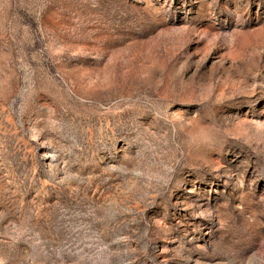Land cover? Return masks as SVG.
<instances>
[{"label": "rangeland", "instance_id": "1", "mask_svg": "<svg viewBox=\"0 0 264 264\" xmlns=\"http://www.w3.org/2000/svg\"><path fill=\"white\" fill-rule=\"evenodd\" d=\"M0 264H264V0H0Z\"/></svg>", "mask_w": 264, "mask_h": 264}]
</instances>
